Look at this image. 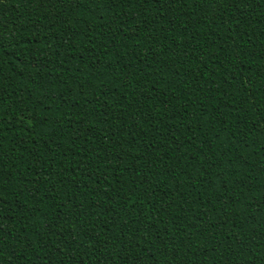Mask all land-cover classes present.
Masks as SVG:
<instances>
[{
	"label": "trees",
	"instance_id": "obj_1",
	"mask_svg": "<svg viewBox=\"0 0 264 264\" xmlns=\"http://www.w3.org/2000/svg\"><path fill=\"white\" fill-rule=\"evenodd\" d=\"M0 264H264V0H0Z\"/></svg>",
	"mask_w": 264,
	"mask_h": 264
},
{
	"label": "snow or ice",
	"instance_id": "obj_2",
	"mask_svg": "<svg viewBox=\"0 0 264 264\" xmlns=\"http://www.w3.org/2000/svg\"><path fill=\"white\" fill-rule=\"evenodd\" d=\"M4 45L2 43H0V47H3Z\"/></svg>",
	"mask_w": 264,
	"mask_h": 264
}]
</instances>
